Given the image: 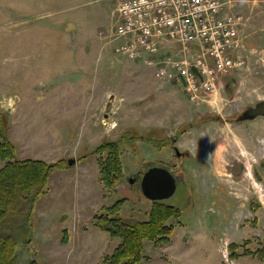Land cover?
<instances>
[{"label": "rangeland", "instance_id": "1", "mask_svg": "<svg viewBox=\"0 0 264 264\" xmlns=\"http://www.w3.org/2000/svg\"><path fill=\"white\" fill-rule=\"evenodd\" d=\"M231 1L243 17L242 67L191 101L180 81L113 52L114 0H0V113L16 157H84L51 172L26 220L5 224L15 264H101L119 240L92 225L94 213L123 198L125 221L147 219L140 182L151 167L173 175L175 192L161 202L180 209L183 226L168 244L146 243L141 264H264V118L239 121L264 100V0ZM103 141L121 153L113 191L90 154Z\"/></svg>", "mask_w": 264, "mask_h": 264}, {"label": "built area", "instance_id": "2", "mask_svg": "<svg viewBox=\"0 0 264 264\" xmlns=\"http://www.w3.org/2000/svg\"><path fill=\"white\" fill-rule=\"evenodd\" d=\"M114 1L117 22L108 36L115 43L114 52L131 61L143 58L155 68L158 79L181 80L191 101L213 90L220 77L242 67L243 61L235 53L243 17L228 10L226 2ZM171 43L181 45L184 59L160 56Z\"/></svg>", "mask_w": 264, "mask_h": 264}, {"label": "trees", "instance_id": "3", "mask_svg": "<svg viewBox=\"0 0 264 264\" xmlns=\"http://www.w3.org/2000/svg\"><path fill=\"white\" fill-rule=\"evenodd\" d=\"M193 124L190 123L189 126ZM182 129L179 135L188 131V128ZM15 153L0 113V162H4L0 169V264H15L17 245L13 237L5 233V224L8 221L27 219L35 201L47 192L48 180L53 170L67 169L72 160L80 162L84 158L47 163L33 159L18 160ZM90 154L98 156L99 181L103 189L115 190L123 178L118 144L103 141ZM124 203L125 199H118L113 204L100 208L92 217L94 227L119 240L112 252L102 257L101 264H141L149 260L143 253L146 243H151L154 247L168 244L175 227L183 226L180 209L161 201H152L147 219L125 221L121 215ZM61 242H68L67 230H64ZM235 246L230 245V256H234ZM256 252L257 255L252 254L258 256L259 260H264V247Z\"/></svg>", "mask_w": 264, "mask_h": 264}, {"label": "water", "instance_id": "4", "mask_svg": "<svg viewBox=\"0 0 264 264\" xmlns=\"http://www.w3.org/2000/svg\"><path fill=\"white\" fill-rule=\"evenodd\" d=\"M194 72H197L192 67ZM257 117L264 118V100L257 103L254 107H249L244 110L239 117L241 120H252ZM75 160L69 162L70 166L74 164ZM130 182H133L131 180ZM175 179L173 175L163 167L149 168L141 178L140 188L143 196L150 201H161L169 198L175 192Z\"/></svg>", "mask_w": 264, "mask_h": 264}, {"label": "crops", "instance_id": "5", "mask_svg": "<svg viewBox=\"0 0 264 264\" xmlns=\"http://www.w3.org/2000/svg\"><path fill=\"white\" fill-rule=\"evenodd\" d=\"M223 2H226V7H227V9L228 10H232V11H235V7H234V4H233V2L231 1V0H222ZM194 50H196V49H194ZM190 52H195V51H190ZM169 55H174V56H178V57H185V53L181 50V45L179 44V43H171L169 46H167V47H165L164 49H163V51H162V56H169ZM225 77H227V76H225ZM229 77V76H228ZM230 81H228L227 82V87L225 88L224 87V89L226 90L227 88H228V86L230 85ZM218 84H220V82L218 81V83L216 84V86H215V88L213 89V90H215L216 89V87L218 86ZM219 87V86H218ZM217 90V89H216ZM105 131H106V129H105ZM183 135V134H182ZM8 136H9V140L11 141V143H12V145L14 146V148H15V152H17V148H16V146H15V143H14V140L11 138L12 136H11V134L9 135L8 134ZM37 137H36V139H31V138H28V137H26L25 138V142H31V140H33V141H37ZM197 145V144H196ZM24 146V149H26V147L28 146H26L25 147V145H23ZM24 149L22 150V151H24ZM19 150V149H18ZM22 151H19L20 153H22ZM18 160H25V159H28V158H24V157H16ZM33 160H41V159H33ZM43 161V160H42ZM53 162H56V161H51V162H47V163H53ZM77 163V162H76ZM4 166V162H0V169L2 168ZM50 176H51V174H50ZM50 178V177H49ZM219 184H221L220 182H218ZM36 202V201H35ZM98 229V228H97ZM64 230H66V229H64ZM64 230H63V232H64ZM106 233V232H105ZM103 234V233H102ZM67 235H68V233H67ZM109 236V235H108ZM111 238V237H110ZM111 239H113V238H111ZM62 243V242H61ZM68 243V242H67ZM67 243L66 244H63V245H67Z\"/></svg>", "mask_w": 264, "mask_h": 264}]
</instances>
